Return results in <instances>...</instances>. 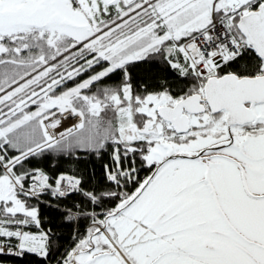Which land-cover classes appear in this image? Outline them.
Listing matches in <instances>:
<instances>
[{
    "label": "snow or ice",
    "instance_id": "1",
    "mask_svg": "<svg viewBox=\"0 0 264 264\" xmlns=\"http://www.w3.org/2000/svg\"><path fill=\"white\" fill-rule=\"evenodd\" d=\"M0 264H264V0H0Z\"/></svg>",
    "mask_w": 264,
    "mask_h": 264
}]
</instances>
